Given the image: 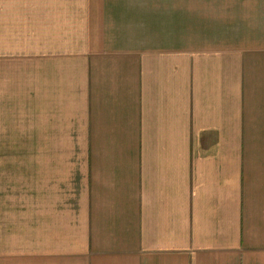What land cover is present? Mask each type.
<instances>
[{
    "label": "crops",
    "instance_id": "obj_1",
    "mask_svg": "<svg viewBox=\"0 0 264 264\" xmlns=\"http://www.w3.org/2000/svg\"><path fill=\"white\" fill-rule=\"evenodd\" d=\"M190 1L0 0V118L84 149L24 264H264V0Z\"/></svg>",
    "mask_w": 264,
    "mask_h": 264
},
{
    "label": "rangeland",
    "instance_id": "obj_2",
    "mask_svg": "<svg viewBox=\"0 0 264 264\" xmlns=\"http://www.w3.org/2000/svg\"><path fill=\"white\" fill-rule=\"evenodd\" d=\"M177 2L183 8V42L189 44L191 1ZM12 119L0 118V264L25 263L32 232L46 223L48 206L63 204L71 195L65 178L73 180L76 175L66 163L84 156L81 135L75 130L49 133L48 126L36 128L35 118L9 124Z\"/></svg>",
    "mask_w": 264,
    "mask_h": 264
}]
</instances>
